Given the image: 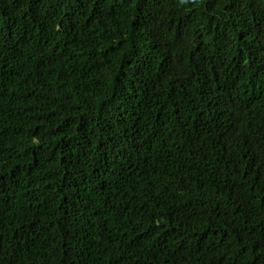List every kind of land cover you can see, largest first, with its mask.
Here are the masks:
<instances>
[{"label":"trees","instance_id":"obj_1","mask_svg":"<svg viewBox=\"0 0 264 264\" xmlns=\"http://www.w3.org/2000/svg\"><path fill=\"white\" fill-rule=\"evenodd\" d=\"M0 264H264V0H0Z\"/></svg>","mask_w":264,"mask_h":264}]
</instances>
